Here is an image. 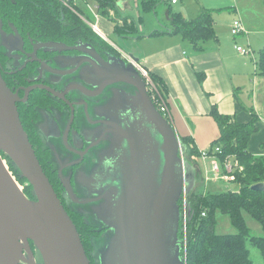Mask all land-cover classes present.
<instances>
[{"label": "water", "instance_id": "obj_1", "mask_svg": "<svg viewBox=\"0 0 264 264\" xmlns=\"http://www.w3.org/2000/svg\"><path fill=\"white\" fill-rule=\"evenodd\" d=\"M88 47L76 48L87 53L86 69L95 81L136 88L118 110L110 104L118 127L109 124L110 130L119 138L83 182L92 194H98L94 201L106 199L93 208L112 230L102 239L106 246L99 254L100 263L186 264L179 237L180 199L196 189V163L187 158L186 144L152 101L136 66L139 58L131 53L130 60H125L109 53L104 59ZM16 101L0 72V264H91L81 234L24 129ZM3 153L32 186L35 199L18 189L3 163ZM252 188L263 191L264 182ZM66 189L73 197L68 185Z\"/></svg>", "mask_w": 264, "mask_h": 264}, {"label": "flooded vegetation", "instance_id": "obj_2", "mask_svg": "<svg viewBox=\"0 0 264 264\" xmlns=\"http://www.w3.org/2000/svg\"><path fill=\"white\" fill-rule=\"evenodd\" d=\"M60 1L71 8L68 0ZM26 23L27 19L13 20L0 10L2 78L17 96L20 120L71 218H78L79 227L91 231L90 240L94 235L107 236L112 230L93 210L106 199L94 201L98 194H92L83 182L91 176L112 141L119 138L110 130L109 124L118 129L116 113H110L112 103L118 110L136 88L124 83L103 84L104 80L91 77L86 69L88 55L76 47L88 49L90 45L108 59V54L113 53L96 41L70 37L73 34L68 30L60 34L34 33ZM49 42L62 45L50 47L46 44ZM67 185L73 197L69 196Z\"/></svg>", "mask_w": 264, "mask_h": 264}, {"label": "crops", "instance_id": "obj_3", "mask_svg": "<svg viewBox=\"0 0 264 264\" xmlns=\"http://www.w3.org/2000/svg\"><path fill=\"white\" fill-rule=\"evenodd\" d=\"M76 1L74 0V3ZM94 1L96 6L89 7L90 10L86 12V15L81 16L82 19L91 26L97 24L98 30L95 32L114 46L123 58L129 55L110 37L117 38V34L127 39V42L120 41L132 48L133 54L140 60L139 64L149 74H155L158 77L160 87L164 89L167 97L170 122L177 131L180 141L183 138L191 140L201 154L209 150L220 135V128L212 114L213 109L233 115L242 123H247L254 112L259 118L260 128L252 135L249 149L255 155L264 153V75L260 70L258 71L260 56L258 58L253 54L254 44L250 23L253 17L248 19L244 13L246 8L252 9L250 0L248 4L247 0H244L245 9L243 0H234L235 3L229 2V4H226L225 0H202L203 3L194 15L187 17L182 10L174 9L185 19L197 18L204 10L212 12L214 36L196 43L185 39L181 33L172 32V25L167 30L159 29L141 33L139 24L141 26L144 17L140 15V18L136 19L128 15L134 3L136 9L142 12L139 0L134 3L131 0H118L117 7L110 9L107 16L100 14L98 4L96 0ZM83 2L87 3V0ZM170 2L172 7L173 4L179 3L178 0ZM262 3L264 8V2ZM226 7H232L234 10V17L230 18L229 22H227V15H221L226 14V11L222 12L226 10ZM168 8L165 14L170 19ZM123 10L126 13L124 17ZM88 13L91 14L88 16ZM92 16L97 19L95 23L88 21ZM124 18L133 19L137 29L129 35L121 36L115 32V25L116 19L122 22ZM237 19L241 20L247 32L234 34L233 23ZM221 30L223 32H219ZM257 42L258 46L261 45V50L264 47V41ZM237 45L251 48L252 54H242L237 50ZM187 158L196 163L197 171L201 174L199 180L203 179L199 160L211 163L212 158L203 159L200 155L191 157L187 155ZM220 162L224 171L223 160L220 159ZM208 177L205 179V184L211 181L215 183L213 178L208 180Z\"/></svg>", "mask_w": 264, "mask_h": 264}, {"label": "trees", "instance_id": "obj_4", "mask_svg": "<svg viewBox=\"0 0 264 264\" xmlns=\"http://www.w3.org/2000/svg\"><path fill=\"white\" fill-rule=\"evenodd\" d=\"M117 1L96 0L98 11L100 14L109 15L110 9L117 7ZM139 1L144 13L155 9L160 0ZM164 1L169 3L171 0ZM68 3L71 8L62 5L60 0H0V10L7 12L13 20L27 19L29 23L24 25L31 32L60 34V32L63 33L68 30L73 34L69 35L70 37L80 36L82 39H92L101 47L109 49L114 55H121L114 46L96 33L87 21L82 19L81 16L86 14L76 7L74 0H68ZM168 14L171 19V31L181 33L185 39H189L193 43L214 36V19L211 11L204 10L197 18L185 19L170 4ZM136 29L137 24L129 18H124L122 24L117 23L115 25V32L121 36L129 35ZM259 56L258 71L260 70L264 75V47L260 50ZM151 75L160 85L158 77L155 74ZM252 113V118L247 123H242L233 115L221 113L217 109L212 110L220 128L219 138L213 142V145H221V152L218 153V157L222 161L227 156H235L243 168L235 171L233 183L239 185L237 190L220 191V193L207 192L205 194L194 189L186 197L189 205L187 220L183 223L181 217L179 225V237L183 239L182 255L186 258V264H255L251 255L250 244L259 249L264 259V234L262 236L252 235L251 230L246 225L243 213H250L264 230V190L258 191L252 188L253 185L264 182V153L255 155L249 149L252 135L258 132L260 128L257 114ZM182 142L188 148L186 154L189 157L200 155L191 140L183 138ZM209 153H211L210 150ZM3 158L10 163L16 177L25 183L24 191L29 197L35 199L32 186L25 177H20L19 170L11 162L10 157L3 153ZM200 175L199 173L198 177ZM180 204H182L181 199ZM217 211L230 215L232 225L237 228L235 234L217 233L215 214ZM77 220L74 222H76L77 230L81 234L88 258L91 260V264H98L97 260L95 263L93 248L94 239L101 236L94 235L90 240L88 233L91 231L81 229L79 219L77 218ZM31 246L35 250V254L40 256L32 241Z\"/></svg>", "mask_w": 264, "mask_h": 264}, {"label": "rangeland", "instance_id": "obj_5", "mask_svg": "<svg viewBox=\"0 0 264 264\" xmlns=\"http://www.w3.org/2000/svg\"><path fill=\"white\" fill-rule=\"evenodd\" d=\"M131 1H133V3H134L135 1H138V0H131ZM225 1H226V4H229V2L235 3L234 0H225ZM250 1H251L250 6L252 9L246 8V6L244 4V0H243V7H244V9L246 8L244 10V13L247 15V18L249 19L250 17H253L250 21L251 33H252V35H251L252 36V42L254 44L253 45V48H254L253 54L255 57L259 58V51H260L261 45L258 46L257 41L258 40L261 42L264 41V8H263V3H262V2H264V0H250ZM178 2H179L178 4H173L174 9L177 11L182 10V13L186 17L194 15V12L198 8H200L201 4L203 3L202 0H178ZM171 3L172 2H170V1L168 3V2H165L164 0H160L158 6H156L155 9L148 11V12H144V13H142L140 10L136 9V7L134 6L135 5V3H134L133 7L130 9V12H128L129 13L128 15H131V16H133V18H136V19H139L140 15L144 17V20H143V23H141V26L139 24V29H140L141 33L153 32L154 30H159V29L167 30V29H170L171 23H170V19L166 17L165 13L167 11L168 5ZM246 3L248 4L249 0H247ZM75 4L77 5L76 7L80 11H82L84 14H86V12H88L90 10L89 7H95L96 6L94 0H87V3L83 2L81 0H79V1L77 0L75 2ZM224 11H226V14H221V15L222 16L227 15V22H229V19L230 18L233 19V17H234V15H233L234 10L232 9V7H229V8L226 7V10H223L222 12H224ZM88 14H91V13H88ZM122 16L123 17L126 16L125 10L122 11ZM92 17H89L88 21L91 23H93V22L95 23L97 21V19L95 17H93V18ZM116 20H117L118 24H122V22L119 19H116ZM219 32H223V31L221 30ZM116 37L117 38L112 36L110 38L115 42L116 45L120 46L123 49V51L125 53H127L128 55L133 53L132 48H130L129 46L124 44V42L120 41V40H123V41L127 42V39H123L120 36H118L117 34H116ZM152 80H153L154 84H156L160 87L159 82H157V80H155L153 76H152ZM199 161H200V170L202 171V178L203 179L200 178V180H199V177H198V181L195 184L197 191L206 194L207 192L220 193V191H227V190H234V189L237 190L239 188V185H237V183L227 182V181H224L222 179L215 181V183H213V181H211L210 183L207 182L205 184L206 177L210 176V177L214 178L215 174L213 171H211L210 161L205 162V163L201 159ZM8 165H9L10 171H13L11 166H10V163H8ZM14 175H15V173H14ZM17 179H18V177H17ZM19 182L21 183L22 190L24 191L25 183L21 182L20 180H19ZM21 185H20V187H21ZM22 190H20V191H22ZM25 193H26V191H25ZM29 198L33 199L32 197H29ZM181 200H182V204H180L181 215H182L181 217L183 219V223H185L186 218H187L186 217L187 209L189 208V205H188V201L184 198V196L181 198ZM185 205H187V206H185ZM185 208H186V210H185ZM185 212H186V214H185ZM243 213H244L246 225L251 230L252 235L262 236L264 234V230H263V227L260 225V223L250 213H247V212H243ZM215 214H216V219H217V224H216L217 233H219V234H222V233L235 234L237 232V228H235L232 225L230 215L222 213L220 211H217ZM102 239H104V236H101L98 239H94L93 255L95 257V263L97 260L98 264H101L100 263L101 260L99 259V254L103 250V248L106 246V242ZM181 240L183 241V239H181ZM250 251H251L252 258L255 261V264H264V259H263L262 255L260 254V251L258 248H256L255 246L250 244ZM39 257L40 256H38L37 259ZM40 259H41V257H40Z\"/></svg>", "mask_w": 264, "mask_h": 264}, {"label": "built area", "instance_id": "obj_6", "mask_svg": "<svg viewBox=\"0 0 264 264\" xmlns=\"http://www.w3.org/2000/svg\"><path fill=\"white\" fill-rule=\"evenodd\" d=\"M81 1H85V0H81ZM172 1L175 2L176 0H172ZM92 27L94 30H98L97 24H92ZM233 32H234V34L247 32V29L243 26L240 19H237L234 21ZM236 48L239 52H241L244 55L245 54H252V49L249 47H245V46L242 47L240 45H237ZM124 57L127 58L128 60H130L129 56L125 55ZM136 66L145 78V81L147 83V88L149 89V93L151 95L152 101L156 104L159 111L162 112V114L164 116H166L169 121H171V116L169 115V107H168L167 97H166V94L164 92V89L162 87L160 88L158 85L154 84L151 74H149V72L147 70H145L140 64H136ZM209 150L211 151V153H209ZM209 150L202 152L200 154V156L203 159L212 158L211 171H213L215 174L213 180L217 181V180L222 179V180L227 181V182H233L235 179V171H237V169L241 170L243 168L240 165L238 159H236L235 156H227L223 160V167H224V171H225L224 172V171H222V165H221L220 159H218V153L221 152V145L220 144L213 145ZM3 163H5L6 168L8 169L10 175L15 177V179L19 182L16 175H14V172L10 171L9 165H8L5 158H3ZM211 178L212 177H208V180ZM20 185H21V183H20ZM21 190H22V185H21ZM184 198L186 199L185 195H184ZM185 206H187V205H185ZM186 208H185V210H186ZM185 214H186V212H185ZM203 214L206 215L205 213H203ZM186 217H187V214H186ZM186 220H187V218H186Z\"/></svg>", "mask_w": 264, "mask_h": 264}, {"label": "bare ground", "instance_id": "obj_7", "mask_svg": "<svg viewBox=\"0 0 264 264\" xmlns=\"http://www.w3.org/2000/svg\"><path fill=\"white\" fill-rule=\"evenodd\" d=\"M11 177L13 178V180H14L15 184L17 185L18 189L21 190L20 184H19L18 181L15 179V177H13L12 175H11Z\"/></svg>", "mask_w": 264, "mask_h": 264}]
</instances>
